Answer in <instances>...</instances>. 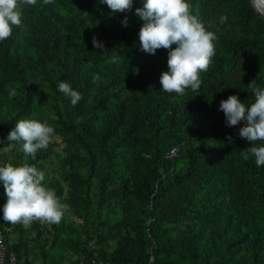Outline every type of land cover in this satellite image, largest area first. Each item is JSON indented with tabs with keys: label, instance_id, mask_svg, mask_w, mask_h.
Wrapping results in <instances>:
<instances>
[{
	"label": "trees",
	"instance_id": "obj_1",
	"mask_svg": "<svg viewBox=\"0 0 264 264\" xmlns=\"http://www.w3.org/2000/svg\"><path fill=\"white\" fill-rule=\"evenodd\" d=\"M186 2L207 31L215 25L239 24L247 32L236 40L217 35L212 62L206 72L200 73L202 83L199 90L188 88L184 95L161 90L160 77L168 71L169 49H158L154 55L148 53L147 67L140 75L135 74L134 67L128 63L120 65L115 75L97 73L96 62L112 61L116 49L114 43L98 37L95 38L103 43L104 48L93 47L92 28L103 27V20L107 18L100 13L104 3L88 6L82 15V24L72 15L66 0H53L51 4L37 0L35 5H21L23 24L37 53L35 58L24 56L19 51L17 35L21 25L13 26L11 36L0 41V74L19 85L25 105L33 96L27 74L49 63L58 65L72 89L81 94L82 99L75 106L76 112L81 117L85 133L96 141L106 166L100 185L101 201L118 207L116 230L119 233L121 229L128 234L133 231L140 246L138 253L116 251L112 255V264H146L145 251L152 241L156 244L152 252L158 254L162 251L165 244L163 240L159 241L162 226L181 221L188 204L202 192L206 176L219 175L220 167L231 160L227 155L230 128L224 125L221 117L205 115L204 107L220 97L217 92L220 87L233 90L240 78L250 71L264 72V18L252 9L249 0ZM221 17H226V21L222 23ZM73 38L81 41L80 49L93 59L90 64L72 52L69 44ZM175 47L173 45L172 49ZM122 72L128 74L122 82L133 92V105L123 107L122 113L126 118H104L98 115L96 108L109 96L106 89L120 81ZM95 77H99L98 86H95L98 80ZM50 87L56 96L63 97L64 94L58 91V84L51 83ZM97 88L98 91H95ZM9 125L6 120H0V136L3 131H8ZM60 125L71 135L74 134V127L63 117H60ZM117 125L122 133L114 135L113 128ZM26 164L31 166L30 162ZM130 187L141 191L142 201L141 195L134 197ZM0 189H3L2 184ZM219 198H225L224 194L220 195L219 189L207 191V195L201 196L199 201L206 205L198 206L199 216L214 222L217 236L224 243L231 244L235 237L228 238L221 227L227 226L225 215L234 221L235 216L240 214L238 225L242 224L245 229L244 248L249 253L244 264H264V227L256 223V214L245 210L239 212L238 204L233 203H227L221 214L208 211L210 204ZM142 214L150 220L147 227H139ZM202 223L206 224V221ZM2 224L15 230L21 223L12 225L3 220V214L0 215V231L8 251L13 252L18 261L14 248L19 250L23 245L16 243L13 246L5 232L10 229ZM186 250L195 258L200 256L190 244H187Z\"/></svg>",
	"mask_w": 264,
	"mask_h": 264
},
{
	"label": "rangeland",
	"instance_id": "obj_2",
	"mask_svg": "<svg viewBox=\"0 0 264 264\" xmlns=\"http://www.w3.org/2000/svg\"><path fill=\"white\" fill-rule=\"evenodd\" d=\"M66 1L70 4L72 15L80 23L88 6L103 3V0ZM143 2L144 0H133L131 10L123 13H113L104 3L103 11L100 13L107 15V18L103 20V27L92 28V37L115 44V54L111 57L115 62H96L97 73L110 72L115 75L117 68L125 63L133 66L137 75L145 71L148 53L141 50L139 42V30L144 22L136 15V9L142 8ZM249 4L259 16L264 18V14L256 9L253 0H249ZM125 18H127V26L122 24ZM209 31L216 36L226 35L230 40H236L247 32L239 24L215 25ZM217 41V39L213 41L214 46L217 45ZM17 42L22 55L34 58L37 56L30 44L23 18ZM69 45L72 52L83 57L86 64L92 62L93 59L88 58L85 50L80 49V40L73 38ZM127 78L128 74L122 72L120 81H116L106 89L109 96L104 98L99 108H96L98 115L104 118L109 116L126 118L122 109L132 106L134 100L133 92L122 82ZM26 79L33 89V96L27 105L24 104V95L19 85L0 74V120L10 123L8 131H3L0 136L2 141L0 149L7 147L9 143L15 144L7 151L0 150V166L7 164L22 166L30 162L31 166L43 172L45 180L42 185L54 190L59 202L68 207L58 224L34 220L30 225L21 223L15 230L2 224L3 227L10 229L5 232L12 245L16 243L23 245L19 250L14 248L18 257L16 264H112V255L116 251L138 253L140 246L133 235L134 232L128 234L120 229L118 233L114 226L118 222V207L101 201L100 185L106 166L96 141L83 130L81 117L76 112L75 106L71 104L70 98L65 95L59 98L51 90V83L59 85L60 82L66 81L64 72L58 65L49 63L30 71ZM240 79L233 90L225 87L217 90L220 97L204 107L205 115L218 119L221 117V121L227 126L225 114L219 110L221 101L235 95L245 103L246 107L254 102V93L247 86L255 80L257 86L264 88V72L250 71ZM98 85L99 79L95 82V86ZM13 89L16 95L9 98V92ZM98 89L94 90L98 91ZM60 117L74 127L73 135L60 125ZM29 119L46 122L54 129L51 143L47 149L38 150L35 159L25 155L22 141L7 140L17 121ZM244 126V121L236 126H227L230 128L227 155L231 160L220 167L219 175L206 176L202 192L188 204L187 212L181 221L162 226L159 241L163 240L165 244L162 251L156 253L157 255L152 252L156 246L155 242L152 241L148 245L145 251L146 264H244L247 262L249 253L244 248L243 241L245 229L241 227L242 224L238 225L240 214L235 216L234 221L225 215L227 226L222 225L221 231L230 239L235 237L231 244H227L217 236L214 222L208 217L206 219L200 217L197 212L198 206L206 205L199 201L200 197L207 195V191L219 189L220 195L224 194L225 198L224 200L219 198L215 203H211L208 211L221 214L225 211L224 206L227 203L238 204L239 212L243 210L254 212L256 223L264 227V165L257 167L255 157L244 151L251 146V142L239 135L240 129ZM113 129L114 135L122 133L118 125ZM256 144L264 146V142L258 141ZM245 154H248L247 160L244 159ZM130 191L134 197L141 195L142 201L140 190L135 191L130 187ZM6 202L7 196L3 188L0 189V215L3 214ZM146 218L141 215L142 221L139 222V227L148 226L150 220ZM203 221H206V224H203ZM187 244L194 247V252L200 255L198 258L187 252Z\"/></svg>",
	"mask_w": 264,
	"mask_h": 264
},
{
	"label": "clouds",
	"instance_id": "obj_3",
	"mask_svg": "<svg viewBox=\"0 0 264 264\" xmlns=\"http://www.w3.org/2000/svg\"><path fill=\"white\" fill-rule=\"evenodd\" d=\"M36 2L37 0H0V41L11 36L13 26L21 25L20 6L35 5ZM52 2L53 0H44L45 4ZM103 3L107 4L113 13H123L131 10L133 0H103ZM190 7L186 0H144L143 7L136 9V15L144 22L139 30L141 50L153 55L158 49L170 50L168 71L163 72L160 77L161 90L166 93L184 95L185 89L199 90L202 83L200 73L208 70L215 55L213 41L217 36L206 30L200 18L191 13ZM226 19L221 17V22ZM122 24L127 26V18ZM92 43L94 48H104L103 43L98 42L95 37ZM173 45H176L174 49ZM247 88L255 97L250 106L246 107L244 102L233 95L221 101L219 110L225 114L229 127L236 126L241 121L245 122L239 135L251 142V146L244 151L253 155L256 166L260 167L264 165V146H258L256 142H264V88L257 86L255 80ZM58 91L69 97L73 106L82 99L81 94L74 91L67 81L59 83ZM15 95L14 89L9 92V98ZM53 133L54 129L46 122L19 120L7 140L22 141L25 155L35 159L38 150L47 149ZM14 146V143H9L0 150L7 151ZM244 159H248V154L244 155ZM44 180L43 172L35 166H0V184L3 185L7 196L3 207L5 222L12 225H30L34 220L49 224L60 223L68 205L61 204L54 190L42 185Z\"/></svg>",
	"mask_w": 264,
	"mask_h": 264
},
{
	"label": "built area",
	"instance_id": "obj_4",
	"mask_svg": "<svg viewBox=\"0 0 264 264\" xmlns=\"http://www.w3.org/2000/svg\"><path fill=\"white\" fill-rule=\"evenodd\" d=\"M17 258L13 252H9L3 233L0 231V264H16Z\"/></svg>",
	"mask_w": 264,
	"mask_h": 264
},
{
	"label": "bare ground",
	"instance_id": "obj_5",
	"mask_svg": "<svg viewBox=\"0 0 264 264\" xmlns=\"http://www.w3.org/2000/svg\"><path fill=\"white\" fill-rule=\"evenodd\" d=\"M256 9L264 14V0H253Z\"/></svg>",
	"mask_w": 264,
	"mask_h": 264
}]
</instances>
